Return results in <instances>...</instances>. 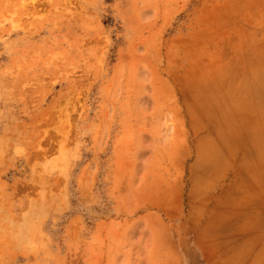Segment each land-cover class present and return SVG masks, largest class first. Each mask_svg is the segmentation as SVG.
<instances>
[{
    "label": "rangeland",
    "instance_id": "obj_1",
    "mask_svg": "<svg viewBox=\"0 0 264 264\" xmlns=\"http://www.w3.org/2000/svg\"><path fill=\"white\" fill-rule=\"evenodd\" d=\"M225 2L0 0V264H175V110Z\"/></svg>",
    "mask_w": 264,
    "mask_h": 264
},
{
    "label": "crops",
    "instance_id": "obj_2",
    "mask_svg": "<svg viewBox=\"0 0 264 264\" xmlns=\"http://www.w3.org/2000/svg\"><path fill=\"white\" fill-rule=\"evenodd\" d=\"M210 33L206 82L175 110L185 202L162 222L175 264H264V0H226Z\"/></svg>",
    "mask_w": 264,
    "mask_h": 264
}]
</instances>
